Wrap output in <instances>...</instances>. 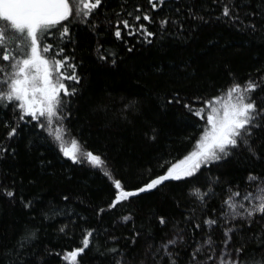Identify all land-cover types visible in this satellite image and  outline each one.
Here are the masks:
<instances>
[{
  "label": "trees",
  "instance_id": "obj_1",
  "mask_svg": "<svg viewBox=\"0 0 264 264\" xmlns=\"http://www.w3.org/2000/svg\"><path fill=\"white\" fill-rule=\"evenodd\" d=\"M122 3L124 0H106L98 13L90 17L89 25H70L75 43H66L65 51L75 56L82 82L78 85L65 82L78 89L70 99L66 123L71 134L65 137V145L70 147L75 137L87 150L105 158L108 170L122 179L126 190H132L164 174L192 150L204 121L183 107L184 103L191 102L193 108H198L201 105L197 98L207 100L234 81L243 84L264 74L257 72L264 69V33L243 31L239 23L221 15L226 3H235L242 9L243 18L250 6L256 7V0H218L217 3L166 0L163 8L154 13L155 18H179L183 21L182 28L170 25L166 32H161L156 23L149 25L156 32L150 38L152 43L127 35V30L123 32V40L118 41L113 35L115 26L106 23L105 15L113 21L115 11L126 15ZM137 5L150 7L147 0H127L125 7L132 10ZM190 6L203 21L189 18ZM91 22L99 23L96 31L91 29ZM48 42L55 45L58 41ZM98 43L102 51L116 54L115 64L112 56L107 61L98 59ZM174 93L179 94L181 103L167 104ZM254 96L264 99V89H258ZM133 100L137 102L135 110L123 112L124 104ZM17 114L11 107L0 108V143L10 146L9 153L0 159V184L16 193L13 200L0 196V244L14 240L26 224H31L38 230L34 242L38 253L52 252L45 255V264H71L61 257L82 246L89 229H95L92 246L78 258L79 264H111L110 257L100 255L97 249L125 248L131 243L134 229L142 234L153 232L159 240L165 232H171L173 225L179 224L187 227L186 235L191 236L192 228L185 218L197 221L205 218L203 206L189 195L194 186L206 189L209 178L220 177L221 183L216 186L218 195L207 205L206 215L211 216L214 209L219 211L228 184L245 189L250 187L245 184L249 172L264 176V158L238 154L218 166L202 169L195 177L167 181L158 189L108 210L115 189L102 170L86 162L73 164L50 138H44L46 134L30 117L18 122L14 139H6L9 129L4 127V122L16 124ZM152 129L155 139L150 138ZM258 135L264 137V133ZM64 195L69 200H63ZM28 201L33 202L30 209L24 207ZM101 208L105 212L97 215ZM46 212L51 218L44 220L42 216ZM55 212L59 214L53 215ZM123 215H131L134 220L123 224L120 221ZM158 216L167 218L168 228H160ZM65 225L66 233L62 234L59 228ZM259 229L260 225L254 223L251 230L246 228L244 232ZM213 233L216 238L222 236L219 229ZM203 235L197 232L195 238L199 240ZM110 237L118 238V243ZM144 244L142 235L133 251L142 254Z\"/></svg>",
  "mask_w": 264,
  "mask_h": 264
},
{
  "label": "snow or ice",
  "instance_id": "obj_2",
  "mask_svg": "<svg viewBox=\"0 0 264 264\" xmlns=\"http://www.w3.org/2000/svg\"><path fill=\"white\" fill-rule=\"evenodd\" d=\"M165 2L147 0L149 8L137 5L128 10L125 7L127 0H124L121 9L126 15L115 11V21L107 15L105 20L108 25L114 24L113 35L118 41L123 40V32L127 30V35L139 36L143 38L141 42L152 43L150 38L156 32L151 31L149 25L158 23L161 32H166L170 25L183 27V21L179 18H155L154 13L161 10ZM217 2L213 0V3ZM105 3L106 0H0V108L11 107L14 112H18L14 117L16 124L4 122V127L9 129L7 140L11 141L17 136L18 122L24 121L26 116L30 117L31 121L36 122L35 126L46 134L44 138H50L58 151L73 164L86 162L102 170L115 189L114 198L107 205L108 210L123 202H130V198L158 189L167 181L195 177L202 169L218 166L238 154L247 153L253 159L264 158V137L258 135L264 133V107H261L264 99L258 100L254 96L258 89H264V74L259 79L249 78L243 84L234 81L219 95L207 100L197 98L201 105L198 108H193L191 102L184 103L183 107L204 121L192 150L179 163L168 167L164 174L151 178L135 189L126 190L122 179L108 170L106 159L87 150L75 137L71 139V146H66L65 137L71 134L66 123L70 115V99L77 94L78 89L65 82L71 81L75 85L82 82L75 56L65 51L66 43H75L70 25H89L90 17L97 14ZM241 10L235 3H226L221 15L233 23H239L243 31L264 33V0H256V7L250 6L243 18ZM176 11L180 12V9ZM188 12L190 19L203 21L204 18L198 16L192 6ZM98 28V22H91L93 31ZM53 30L59 33L58 37ZM49 39L58 42L54 45L48 42ZM132 50L128 48L129 52ZM96 52L99 60L107 61L112 56V63L115 64L116 54L102 51L99 43ZM257 72L264 73V69H257ZM174 103H181L178 93L167 99V104ZM136 104L134 100L128 101L122 111L131 112L135 110ZM150 138L155 139V129H152ZM9 147L0 143V159L9 153ZM220 183V177L217 176L209 178L206 189L192 188L189 195L203 206L202 215L205 218L202 221L185 218L187 225L192 228L191 236L186 235L188 228L179 224L173 225L171 235L165 232L159 240L153 232L142 234L134 229L131 243L125 248L112 246L103 251L98 248L97 251L102 256L110 257L111 264H264V176L249 172L245 184L251 187L243 190L239 185L228 184L224 189L226 196L219 214L214 209L211 216L206 215L207 205L210 199L218 195L216 186ZM15 195L9 186L0 184V196L13 200ZM63 200H69V196L64 195ZM32 203L28 201L24 207L30 209ZM104 212L105 209L101 208L97 215ZM50 218L47 212L42 216L44 220ZM156 219L161 229L168 228L166 217L158 216ZM133 220L131 215L120 217L123 224ZM254 223L260 225L259 231L245 234L244 230H251ZM66 227H60L59 232L66 233ZM219 228L223 229V235L217 243L212 232ZM197 232L205 233L200 240L195 238ZM94 233L95 229L86 230L82 246L65 253L61 258L71 264H79L78 258L92 246ZM142 235L145 244L140 254L133 249ZM237 236L240 237L239 242ZM37 238L38 230L26 224L14 240L0 244V264H45V255H52V252L46 250L45 254H39L34 243ZM110 239L118 243V238Z\"/></svg>",
  "mask_w": 264,
  "mask_h": 264
},
{
  "label": "rangeland",
  "instance_id": "obj_3",
  "mask_svg": "<svg viewBox=\"0 0 264 264\" xmlns=\"http://www.w3.org/2000/svg\"><path fill=\"white\" fill-rule=\"evenodd\" d=\"M250 187H251V186H250ZM250 187H249V188H250ZM241 190H243V189H241ZM219 209H220V208H219ZM216 214H219V211H217ZM181 227H182V226H181ZM219 230L221 231V233H222V235H223V229H222V228H219ZM206 232H207V231H206ZM204 234H205V233H204ZM169 235H171V232L169 233ZM212 235L214 236V233H213V232H212ZM215 235H216V234H215ZM203 236H204V235H203ZM203 236H201L200 239H201ZM214 238L216 239L217 243H219L220 240H221V238H222V236L219 237V238H218V237L216 238V236H214ZM200 239H199V240H200ZM239 239H240V237L237 236V237H236L237 242H239Z\"/></svg>",
  "mask_w": 264,
  "mask_h": 264
}]
</instances>
